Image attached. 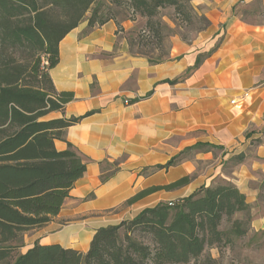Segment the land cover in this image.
<instances>
[{
  "label": "crops",
  "instance_id": "obj_1",
  "mask_svg": "<svg viewBox=\"0 0 264 264\" xmlns=\"http://www.w3.org/2000/svg\"><path fill=\"white\" fill-rule=\"evenodd\" d=\"M190 3L209 25L189 41L171 36L168 57L161 62L129 52L113 20L86 32L85 20L59 41V60L49 75L56 91H71L73 99L43 119L80 117L65 129L63 139H54V147L61 151L70 143L86 169L59 212L41 227L65 215L76 220L64 233L48 234L38 243L86 251L99 227L173 201L170 190L156 187L183 176L191 179L176 188V199L201 185L228 182L248 204L256 200L249 183L256 173L264 175V0ZM135 23L125 20L121 26L127 31ZM258 137L263 141L253 147L250 159L249 139ZM198 142L210 146L176 165L157 167ZM240 152L245 159L230 167ZM199 160H211L214 166L192 178ZM147 189L152 190L131 200ZM66 206L70 208L64 211ZM251 226L263 231L264 214Z\"/></svg>",
  "mask_w": 264,
  "mask_h": 264
},
{
  "label": "trees",
  "instance_id": "obj_2",
  "mask_svg": "<svg viewBox=\"0 0 264 264\" xmlns=\"http://www.w3.org/2000/svg\"><path fill=\"white\" fill-rule=\"evenodd\" d=\"M190 1L0 0V263L11 257V243L22 231L45 225L59 212L86 169L70 143L61 151L54 147V139H63L65 129L80 117L43 119L73 99L71 91H56L49 75L59 60V41L85 20V32L113 20L117 33L128 38L129 52L144 55L151 63L161 62L168 57V49L157 58L144 51L150 47L149 40L161 43L160 22L155 19L161 8L173 6L180 22L199 23L196 32L209 25L203 14L191 10ZM137 18H146V27L140 31H125L121 26ZM136 33L141 43L135 42ZM135 45L139 51H133ZM207 146L198 142L157 167L176 165L187 151ZM245 157L240 152L231 160L238 164ZM190 179L183 176L156 190L176 189ZM250 207L233 184L201 185L171 204L159 202L130 219L99 227L86 251L35 242L9 264H216L207 249L245 236L249 225L234 216ZM224 223L229 227L224 228Z\"/></svg>",
  "mask_w": 264,
  "mask_h": 264
},
{
  "label": "rangeland",
  "instance_id": "obj_3",
  "mask_svg": "<svg viewBox=\"0 0 264 264\" xmlns=\"http://www.w3.org/2000/svg\"><path fill=\"white\" fill-rule=\"evenodd\" d=\"M192 10V8H191ZM178 12H176L173 8V6H167L164 8H161L159 10V14L155 17V19L160 22V36H161V43L156 42L154 39L153 42L151 41L150 47L144 49L145 52L152 55V57L157 58L160 54L161 56L165 55L167 53L168 49V41L171 36L174 34H178L179 36L182 34L187 37V39L192 38L197 32L196 28H198L199 23H191L189 24L186 22H180ZM136 23L134 24V27L137 31H140L142 28L146 27V18H137ZM136 31V32H137ZM138 33V32H137ZM134 35L135 42H139L138 34ZM181 35V36H182ZM183 37V36H182ZM125 40L128 45V38L125 36ZM141 43V42H139ZM137 45V44H136ZM133 47V51H139L137 46ZM49 116H51L49 114ZM263 141V138L258 137L257 138H250L249 139V145L251 148H248L250 150L249 158H254V154L252 153L253 147H255L257 144ZM210 149V148H209ZM195 150L187 151L184 156H188L189 158L192 156V153ZM214 153H218V151H213ZM219 156L220 152L218 153ZM223 156V155H221ZM212 161H204L199 160L196 161V167L195 171L191 174L192 178L199 175L200 173L206 172L208 167H211L214 164H211ZM230 167H234L236 163L231 160L229 162ZM251 189H253L256 193V200L250 204V209L247 212H239L235 214V218H238L242 221L244 226H248L250 230L247 232V234L243 237L237 238L233 237V242L231 244L226 245H219V246H212L207 249V253L216 259V264H237L238 262H250V261H261L264 260V230L263 231H255L254 228L251 226L253 220L255 218L260 217V215L264 214V175L261 173L255 174V180L249 183ZM171 191V197H174L173 201L176 200L175 194L177 193L178 189H172ZM70 207H65L64 211H67ZM108 212H114L106 211ZM76 220V218H71V216H63L58 219L53 220V224L50 225L48 228H36L31 227L27 230H24L20 233L19 239L16 242H12L11 245L13 246L11 257L0 264H9V262H12L13 259L19 254L25 252L29 247H31L35 242H38V240L41 237L48 236V234H54V233H64L65 228L68 224L73 223ZM229 223H224L223 227L228 228ZM262 233V235H261ZM137 235V233H136ZM195 264H199V262H196Z\"/></svg>",
  "mask_w": 264,
  "mask_h": 264
},
{
  "label": "built area",
  "instance_id": "obj_4",
  "mask_svg": "<svg viewBox=\"0 0 264 264\" xmlns=\"http://www.w3.org/2000/svg\"><path fill=\"white\" fill-rule=\"evenodd\" d=\"M44 63L46 64V62L44 61ZM235 100L233 99V100H231V102H234ZM172 203V201H169V204H171Z\"/></svg>",
  "mask_w": 264,
  "mask_h": 264
}]
</instances>
